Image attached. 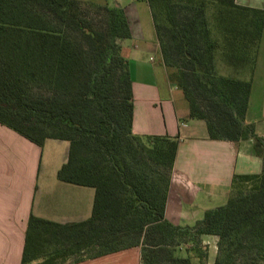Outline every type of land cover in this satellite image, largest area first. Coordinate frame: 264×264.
<instances>
[{
    "label": "trees",
    "instance_id": "1",
    "mask_svg": "<svg viewBox=\"0 0 264 264\" xmlns=\"http://www.w3.org/2000/svg\"><path fill=\"white\" fill-rule=\"evenodd\" d=\"M146 2L168 80L182 92L189 118L204 121L211 140L250 137L264 146L244 120L250 80L219 76L215 67L221 56L235 70L251 64L252 73L264 10L234 0ZM128 38L118 6L0 0V124L38 147L49 138L67 141L68 160L57 178L94 189L84 222L29 218L21 264H52L59 254L73 253L76 264L149 245L190 243L196 252L204 235L218 239L214 264H264V149L262 171L234 175L224 205L191 227L165 219L178 142L132 133V82L119 45ZM141 264H154V254L142 249ZM166 264L192 262L171 251Z\"/></svg>",
    "mask_w": 264,
    "mask_h": 264
},
{
    "label": "crops",
    "instance_id": "2",
    "mask_svg": "<svg viewBox=\"0 0 264 264\" xmlns=\"http://www.w3.org/2000/svg\"><path fill=\"white\" fill-rule=\"evenodd\" d=\"M82 1L123 10L130 38L119 45L132 82V133L177 140L164 217L173 226L191 227L206 211L226 203L234 175L262 171L264 146L257 147L250 137L238 142L211 140L204 121L189 118L182 92L168 80L146 0ZM234 2L264 10V0ZM249 80L244 120L256 138L264 139V30ZM68 155L67 141L49 138L38 147L0 124V264H21L31 216L60 225L90 218L94 189L57 178ZM200 239L207 249L205 264H214L217 237ZM76 264H141V249L133 247Z\"/></svg>",
    "mask_w": 264,
    "mask_h": 264
},
{
    "label": "rangeland",
    "instance_id": "3",
    "mask_svg": "<svg viewBox=\"0 0 264 264\" xmlns=\"http://www.w3.org/2000/svg\"><path fill=\"white\" fill-rule=\"evenodd\" d=\"M205 17L207 22L211 25L213 24V10L212 8H207L205 12ZM212 26V25H211ZM229 64L225 62V60L221 56H217L215 59V67L217 74L223 77H232L235 79H239L242 81H248L251 76V64H246L244 67L238 68L237 70L233 69L232 67L228 66ZM175 92V91H174ZM176 93V92H175ZM200 104L202 100L199 101ZM182 103L184 107L189 111L188 103L184 98H182ZM153 245V244H152ZM190 243H185L180 246V248H173V247H156V246H146V248L140 247V249H145L147 252L154 254V264H166V255L168 252L173 251L175 256H189L191 258L192 264L198 263V258L204 260V255L207 251L206 245H204L199 240V244L197 245V249L194 252L191 248ZM156 253V254H155ZM198 257V258H197ZM78 258V254H59L56 256V259L53 261L52 264H73V262ZM43 260H39L35 263L41 264Z\"/></svg>",
    "mask_w": 264,
    "mask_h": 264
}]
</instances>
